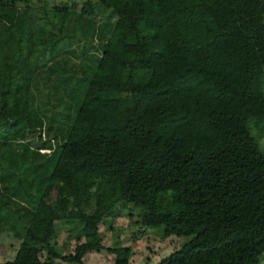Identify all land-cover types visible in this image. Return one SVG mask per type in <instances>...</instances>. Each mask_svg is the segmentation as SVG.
<instances>
[{
    "label": "trees",
    "instance_id": "1",
    "mask_svg": "<svg viewBox=\"0 0 264 264\" xmlns=\"http://www.w3.org/2000/svg\"><path fill=\"white\" fill-rule=\"evenodd\" d=\"M21 1L0 0V244L17 240L0 264H84L102 250L129 264L131 248L98 232L128 204L134 223L185 238L158 264H260L264 154L249 122L264 121V0H84L59 36ZM83 22L77 36L96 30L99 52L72 75L54 59ZM37 41L62 107L50 116L31 84ZM58 219L81 224L65 254Z\"/></svg>",
    "mask_w": 264,
    "mask_h": 264
},
{
    "label": "rangeland",
    "instance_id": "2",
    "mask_svg": "<svg viewBox=\"0 0 264 264\" xmlns=\"http://www.w3.org/2000/svg\"><path fill=\"white\" fill-rule=\"evenodd\" d=\"M84 0H23L17 2V5L27 3L31 6L33 13L35 14V21L41 26L42 30H51L52 32L61 35L68 32L67 25L77 21V15L80 11V7ZM66 5L69 6L72 13H54L51 10V6ZM107 11L99 10L96 15L91 18V21L95 23L96 29L101 26V15H106ZM53 22V23H52ZM61 27V31L57 32V27ZM86 22L80 25L79 30L70 32L72 42L64 43L60 46L59 53L55 56V62L60 66L68 67L66 73L78 71L81 63L86 62V56L89 54H96L99 52L100 39L98 38L97 31H88L82 33ZM67 27V28H66ZM46 33V32H45ZM46 36L48 34L46 33ZM36 49L33 54L35 63L33 65V77L31 84L34 88V93L37 95V100L40 102L44 113L50 116V113L62 112V107L59 108L53 103V100L49 98V94L52 95L53 87L46 81L42 82V79L46 78L48 72L47 69L52 63V60L46 61L44 64H39L40 58L47 56V44L43 45L37 41L35 45ZM85 49L83 51L82 49ZM41 85L36 87V83ZM46 83V84H45ZM60 93H63L62 86L58 88ZM56 114V113H55ZM62 121H66L63 115L60 117ZM59 119V120H60ZM56 122V121H55ZM249 122L250 134L257 143L259 149L264 154V121H259L257 125ZM57 124V123H55ZM29 138V137H28ZM33 139H36V134ZM31 141V137L29 138ZM140 212V208L128 204L113 211V214L105 216L99 223L98 232L101 237V244L104 247L107 246H129L131 248V255L129 257V264H158L165 256H167L173 249L182 244L185 240L184 237H177L174 235L162 236L158 229H151L143 225L134 223L138 219L137 214ZM54 248L59 253L65 254L72 251V248L78 241H83V238L76 240V235L81 232V224L76 220L58 219L54 223ZM11 242L15 247L17 240L13 239L12 235L6 237L0 244V261L9 258L13 255V248L8 244ZM44 251L42 257H44ZM84 264H112L113 255L106 250H102L99 253L90 251L86 253L83 258ZM53 264H71L63 262L59 259H53ZM260 264H264V252L263 258Z\"/></svg>",
    "mask_w": 264,
    "mask_h": 264
}]
</instances>
